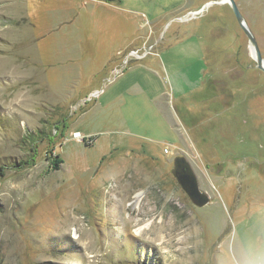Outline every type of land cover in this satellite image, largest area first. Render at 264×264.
<instances>
[{"label": "rangeland", "instance_id": "obj_1", "mask_svg": "<svg viewBox=\"0 0 264 264\" xmlns=\"http://www.w3.org/2000/svg\"><path fill=\"white\" fill-rule=\"evenodd\" d=\"M160 1L0 0V264H264V72L228 3Z\"/></svg>", "mask_w": 264, "mask_h": 264}, {"label": "water", "instance_id": "obj_2", "mask_svg": "<svg viewBox=\"0 0 264 264\" xmlns=\"http://www.w3.org/2000/svg\"><path fill=\"white\" fill-rule=\"evenodd\" d=\"M102 1L110 2L113 0ZM219 2H225L229 4L238 25L243 30L251 45L253 46V50L255 52L254 58L256 62L255 67L264 72V59L261 56L256 40L251 30L247 26L243 15L239 11L236 2L234 0H220ZM198 12L200 11H194L192 14H197ZM170 171L177 184L184 191L192 204L197 207H202L209 202V195L200 189L197 176L195 175L189 161L184 156L177 155L173 158L172 168Z\"/></svg>", "mask_w": 264, "mask_h": 264}, {"label": "flooded vegetation", "instance_id": "obj_3", "mask_svg": "<svg viewBox=\"0 0 264 264\" xmlns=\"http://www.w3.org/2000/svg\"><path fill=\"white\" fill-rule=\"evenodd\" d=\"M98 1H102V0H98ZM141 1L142 0H138V4L141 3ZM155 1L160 6L163 5L160 0L159 1L158 0H155ZM186 1L189 2L191 0H186ZM103 2H106V1H103ZM111 2H113V4H116L117 5V3L118 4H121L122 0H113V1H110V2H107V3H111ZM183 2H184V0H175V2H174V3H176L175 5L173 3H171L172 5H174V6H172V8L174 7L173 10L174 9H181L182 6H183ZM164 12H166V11L164 10ZM159 15H161V14H159ZM200 17H203L204 18L205 15H202ZM202 21L203 20H201V19L199 20V22H201V24H202ZM211 31H212L211 29H208V32H211ZM208 51H210V48L209 47H208ZM228 59H229V54L228 55H224V60H225L224 62H226V63H228V62L229 63H232L231 60L228 61ZM238 64L239 63H238V60L236 58L235 61H234V65H238ZM243 71H244L243 73H245V70H243ZM243 73H241V74L235 76L234 78H232L230 73H226L225 72L224 73L225 78L221 79V78L218 77L217 79L214 80V83H215V85H217V84H220L223 81L224 84H222V86L224 87L223 89H225L226 87H228V84L227 83L232 81V85L234 84L233 86H235V87L240 88L242 85H245L246 88H247V86H248L247 79L246 78H243ZM239 94L240 95L244 94V89H242V91H240ZM262 102L263 101H260L259 102V112H260V116H259L260 119L259 120H261V121L264 120V103H262ZM259 135H260L261 142H259V139H258V143L257 144H258V148H259V154L258 155H259V164H260V163H263L264 162V132H263V134H259Z\"/></svg>", "mask_w": 264, "mask_h": 264}, {"label": "trees", "instance_id": "obj_4", "mask_svg": "<svg viewBox=\"0 0 264 264\" xmlns=\"http://www.w3.org/2000/svg\"><path fill=\"white\" fill-rule=\"evenodd\" d=\"M246 72V71H245ZM60 162H61V159L59 158V157H57V155H55V157L53 158V160H52V167L54 168V169H56V168H58L59 167V164H60Z\"/></svg>", "mask_w": 264, "mask_h": 264}, {"label": "built area", "instance_id": "obj_5", "mask_svg": "<svg viewBox=\"0 0 264 264\" xmlns=\"http://www.w3.org/2000/svg\"><path fill=\"white\" fill-rule=\"evenodd\" d=\"M73 136H74L75 138H79V137H80V133H79V132H74V133H73ZM165 151L167 152V149H166V148L164 149V152H165Z\"/></svg>", "mask_w": 264, "mask_h": 264}, {"label": "bare ground", "instance_id": "obj_6", "mask_svg": "<svg viewBox=\"0 0 264 264\" xmlns=\"http://www.w3.org/2000/svg\"><path fill=\"white\" fill-rule=\"evenodd\" d=\"M136 232H138V229H136ZM74 236H76V233H74Z\"/></svg>", "mask_w": 264, "mask_h": 264}, {"label": "crops", "instance_id": "obj_7", "mask_svg": "<svg viewBox=\"0 0 264 264\" xmlns=\"http://www.w3.org/2000/svg\"><path fill=\"white\" fill-rule=\"evenodd\" d=\"M76 132H78V131H76Z\"/></svg>", "mask_w": 264, "mask_h": 264}]
</instances>
